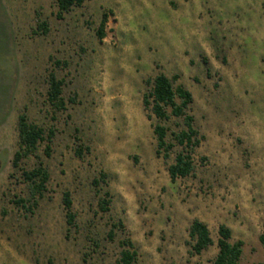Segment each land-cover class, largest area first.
I'll use <instances>...</instances> for the list:
<instances>
[{
  "label": "rangeland",
  "instance_id": "obj_1",
  "mask_svg": "<svg viewBox=\"0 0 264 264\" xmlns=\"http://www.w3.org/2000/svg\"><path fill=\"white\" fill-rule=\"evenodd\" d=\"M56 13L54 0H0V264H115L125 236L138 264H213L220 225L243 243L238 264H264V0H86ZM51 71L65 111L47 103ZM158 74L190 92L203 138L192 175L174 182L183 121H159L143 103ZM21 113L53 137L14 168ZM156 125L174 145L166 157ZM39 164L49 180L33 196L23 173ZM194 220L212 239L200 255ZM118 221L125 234L111 240Z\"/></svg>",
  "mask_w": 264,
  "mask_h": 264
},
{
  "label": "trees",
  "instance_id": "obj_2",
  "mask_svg": "<svg viewBox=\"0 0 264 264\" xmlns=\"http://www.w3.org/2000/svg\"><path fill=\"white\" fill-rule=\"evenodd\" d=\"M57 6L56 17L62 19L64 14L71 11L72 8H80L86 0H54ZM106 15L103 14L100 26L96 32L99 41L104 38V25ZM46 30V29H45ZM44 30V31H45ZM56 66L59 62L54 63ZM177 77L173 78L175 81ZM150 92L144 96V106L149 108L151 114L159 121L167 122L171 118L181 119L183 121V128L172 134V140L180 148L175 155L174 163L169 166L168 174L170 180L174 182L177 179H184L190 177L194 171L193 155L196 149L200 146L202 137L193 126V117L189 114V109L192 104V95L182 85L174 87L172 81L164 74H158L151 82ZM47 103L53 111H65V103L62 97L63 81L58 79L53 71L49 72L47 77ZM153 134L156 140V154L164 153L166 157L173 149L174 145L167 142V129L162 125H156L153 128ZM17 136L18 146L14 153L12 166L18 167L19 162L33 155L38 149L39 144L46 142L50 144L53 133L52 131L45 132V130L33 123H30L27 116L21 113L17 118ZM49 147L46 145L45 154L49 156ZM81 149L78 150L77 155L80 156ZM23 177L25 181L30 184L32 195H40L44 191L45 184L49 180L48 172L39 164L35 169L24 172ZM106 179L104 174H100L98 180L93 181L94 187L104 183ZM23 201L19 200L16 204L22 205ZM62 204L65 210V219L68 226L74 225L75 216L72 213V202L69 193H64ZM110 198L109 193L105 192L104 197L99 202V207L102 212L109 211ZM23 207V206H22ZM30 210V207L27 208ZM118 229L125 234L124 225L118 221L112 225L109 232V239L114 238V230ZM217 248L218 252L213 261V264H238L243 243L241 241L231 242L232 234L229 228L224 225L218 227ZM188 237L191 241L192 252L200 255L203 251L212 245L207 226L199 220H194L188 230ZM264 242V239H260ZM120 252L115 264H138L137 251L128 236H125L119 242Z\"/></svg>",
  "mask_w": 264,
  "mask_h": 264
}]
</instances>
